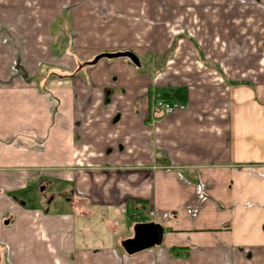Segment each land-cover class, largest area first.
Segmentation results:
<instances>
[{"label": "crops", "instance_id": "obj_1", "mask_svg": "<svg viewBox=\"0 0 264 264\" xmlns=\"http://www.w3.org/2000/svg\"><path fill=\"white\" fill-rule=\"evenodd\" d=\"M141 4L148 19L119 15L104 41L79 24L63 34L69 9L50 20L0 0L5 264H264V0ZM131 9L97 11L113 25L104 11ZM122 52L140 67L87 65ZM162 98L186 109L166 116ZM54 183L72 187L68 214L15 196ZM149 223L161 246L129 255Z\"/></svg>", "mask_w": 264, "mask_h": 264}, {"label": "rangeland", "instance_id": "obj_2", "mask_svg": "<svg viewBox=\"0 0 264 264\" xmlns=\"http://www.w3.org/2000/svg\"><path fill=\"white\" fill-rule=\"evenodd\" d=\"M10 1V0H8ZM14 1V0H13ZM121 2H132V9L131 12H122V11H104L106 14L105 18H109V14H112L111 18L113 20V25L110 23H103V20H99L103 18L102 11H97L102 6H117L118 3ZM142 2L144 0H19L20 5H26L28 8L31 9V12L34 11L35 15L38 17H45L50 15V20H52L55 15L58 13L62 12L64 9H69L68 12L66 13L63 21L60 22L62 25V31L63 34L65 33V30L69 33L72 32H77V25L79 24L81 26V29H84L85 31L92 29L91 32H94L97 34L99 32V36L101 40H104L107 37H111L119 33V28L121 26V23L119 22V15L124 16L127 14L128 18H132V20H135L140 18L141 15L145 16L148 19L147 11H141V8H136L135 7L142 6ZM87 6H93L96 10V12H92L91 10L88 9ZM33 9V10H32ZM93 14L94 16H92ZM66 20V23L64 25V21ZM151 17L149 18V20ZM93 20H99L96 21L94 24ZM148 20V21H149ZM69 22L73 23L71 24V29ZM86 25V26H84ZM92 25V26H90ZM94 25V26H93ZM135 25V24H134ZM150 24L147 23L146 26H149ZM65 26V28H64ZM73 27V30H72ZM102 27V28H101ZM97 31V32H96ZM90 32V36H91ZM89 35V34H87ZM86 37L87 39L90 38ZM98 36V34H97ZM98 36V37H99ZM73 37V35H71ZM92 37V36H91ZM82 40V50L89 52L90 50H93V48L90 47V43L85 39L81 38ZM108 41L115 42L113 40L108 39ZM144 66V63H143ZM174 103V102H173ZM47 190V191H46ZM72 187L70 185H67L65 183H54L52 186L50 185L49 188H46L44 193H41V190L39 187H35L30 189L27 193H17L15 196L24 200L28 207L30 208H39L41 210H46L49 211V213H58V214H68L70 211L68 209L67 203L65 201L67 199L72 198L73 192L71 191ZM55 197L53 202L52 197ZM50 202V203H49ZM73 216V215H72ZM128 216H125L123 220L128 221ZM77 222V227L79 226V219L76 218ZM97 220H93L92 223H97Z\"/></svg>", "mask_w": 264, "mask_h": 264}, {"label": "water", "instance_id": "obj_3", "mask_svg": "<svg viewBox=\"0 0 264 264\" xmlns=\"http://www.w3.org/2000/svg\"><path fill=\"white\" fill-rule=\"evenodd\" d=\"M103 59H128L134 66L140 67V61L138 57L131 52L102 54L97 56L93 62L88 63L87 65H95ZM162 240L163 228L160 225L154 223L137 224L135 226V237L131 240L123 242L122 246L129 255H133L143 250L161 246Z\"/></svg>", "mask_w": 264, "mask_h": 264}, {"label": "built area", "instance_id": "obj_4", "mask_svg": "<svg viewBox=\"0 0 264 264\" xmlns=\"http://www.w3.org/2000/svg\"><path fill=\"white\" fill-rule=\"evenodd\" d=\"M155 108L166 116H170L176 112L184 111L186 108L180 104L170 101L158 99L155 101Z\"/></svg>", "mask_w": 264, "mask_h": 264}, {"label": "flooded vegetation", "instance_id": "obj_5", "mask_svg": "<svg viewBox=\"0 0 264 264\" xmlns=\"http://www.w3.org/2000/svg\"><path fill=\"white\" fill-rule=\"evenodd\" d=\"M39 189L41 190V193H44L46 187L45 186H41ZM5 223L9 224L10 223V220H6ZM4 262H5V260L3 259V255H2V256H0V264H5Z\"/></svg>", "mask_w": 264, "mask_h": 264}, {"label": "trees", "instance_id": "obj_6", "mask_svg": "<svg viewBox=\"0 0 264 264\" xmlns=\"http://www.w3.org/2000/svg\"><path fill=\"white\" fill-rule=\"evenodd\" d=\"M162 100L171 102V100L169 98H162ZM180 251H182V250H176V249L174 250V252L176 253V256L180 254Z\"/></svg>", "mask_w": 264, "mask_h": 264}]
</instances>
